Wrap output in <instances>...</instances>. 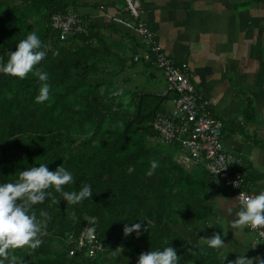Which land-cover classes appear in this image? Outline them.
I'll return each instance as SVG.
<instances>
[{"label": "trees", "instance_id": "obj_1", "mask_svg": "<svg viewBox=\"0 0 264 264\" xmlns=\"http://www.w3.org/2000/svg\"><path fill=\"white\" fill-rule=\"evenodd\" d=\"M78 2L0 0V63L6 64L18 43L35 32L46 52L37 68L49 74L51 86L49 100L37 103L41 82L34 72L25 79L0 72V184L44 163L50 171L63 165L72 173L73 183L64 191L90 185L93 192L92 198L69 205L50 189L59 202L49 198L33 209L38 218L42 210L51 217L43 243L35 251L11 254L23 264H137L141 253L172 246L181 258L193 252V262L206 264L202 249L184 242L173 226L185 229L201 220L208 209L201 194L212 184L210 177L203 164L194 163L189 170L177 164L181 149L164 143L154 131L152 122L167 110L168 96L137 91L125 101L118 86L120 74L139 62L160 69L133 60L140 42L131 34L123 36L128 46L121 38L107 42L101 29L88 23L85 33L60 41L50 17L78 14ZM115 28L112 24L119 35ZM127 50L131 55H125ZM153 160L158 167L149 176ZM249 181L244 176L248 191ZM133 223L142 224V234L126 237L124 226ZM86 226L104 245L94 258L75 243ZM69 237L74 242H67Z\"/></svg>", "mask_w": 264, "mask_h": 264}, {"label": "crops", "instance_id": "obj_2", "mask_svg": "<svg viewBox=\"0 0 264 264\" xmlns=\"http://www.w3.org/2000/svg\"><path fill=\"white\" fill-rule=\"evenodd\" d=\"M78 1V15L101 29L107 42L132 33L117 26V35L107 17L131 22L125 0ZM138 1L140 19L154 35L156 45L175 62L188 65L189 81L198 95L210 102L212 116L223 125L224 149L240 158L242 165L237 171L249 177V192L258 195L264 191V0ZM133 36L140 42L139 54H143L145 45ZM123 40L128 46L127 39ZM127 70L132 71V77L136 75L134 68ZM170 108L168 101L166 109ZM175 162L187 170L195 165L184 159ZM209 177L212 184L201 194L208 208L203 213H208H202L193 227L184 229L177 224L173 229L188 245L202 249L206 264H230L240 254L264 259V246L251 239L252 230L231 227L240 208L234 192L225 185L219 189ZM214 233L221 234L226 243L223 248L212 249L201 242L202 237ZM191 255L193 252H184L180 261L197 264ZM254 264H258L255 259Z\"/></svg>", "mask_w": 264, "mask_h": 264}, {"label": "clouds", "instance_id": "obj_3", "mask_svg": "<svg viewBox=\"0 0 264 264\" xmlns=\"http://www.w3.org/2000/svg\"><path fill=\"white\" fill-rule=\"evenodd\" d=\"M44 47L37 33L32 32L18 43L16 51L10 53L6 64L0 63V72L19 79H25L29 73L34 72L41 82L39 94L35 98L37 103H44L50 98L49 74L37 68V65L46 57V52L42 50ZM119 127L123 130V122L119 123ZM157 167L158 162L151 161L147 175H153ZM132 171L134 169L130 167L129 173ZM71 183H73V175L63 165L50 171L48 164L42 163L39 167L34 166L21 171L16 181L0 184V264H6V262L7 264H23L22 259L11 254V251L18 249L35 251L41 246L43 243L41 237L47 235V222L51 217L42 210L38 218L33 209L35 205L43 204L49 198L53 204L59 202L50 189H54L55 193H60L69 205L92 198L93 192L90 185H84L79 192L64 191V186ZM238 202L240 208L235 214L237 218L232 222L231 227L260 230V234L264 235V191L258 195L240 193ZM227 211L231 214L232 207L229 206ZM72 218L75 219L74 213ZM142 227L141 223H133L132 226L125 224L124 235L127 237L135 232L139 237L142 234ZM201 242L217 250L226 244L219 233H214L211 237H202ZM254 259L258 264H264V259L260 257ZM254 259L240 254L230 264H254ZM179 260L177 250L169 246L163 250L141 253L137 264H179Z\"/></svg>", "mask_w": 264, "mask_h": 264}, {"label": "built area", "instance_id": "obj_4", "mask_svg": "<svg viewBox=\"0 0 264 264\" xmlns=\"http://www.w3.org/2000/svg\"><path fill=\"white\" fill-rule=\"evenodd\" d=\"M125 3L126 11L132 18L131 22L119 17H107L114 24L125 28L141 39L146 51L134 56L133 60L151 63L163 72L166 86L162 96H168V101L171 103L170 109L158 113L154 118L152 122L154 131L164 143H175L181 149L182 159L203 163L211 177L219 178L227 188L234 192L237 201L240 193L254 195L244 185L242 172L233 170L234 167H241V160L224 149L223 125L212 116L210 102L201 98L189 81L188 65L175 62L156 45L154 35L140 19L141 8L138 0H125ZM50 20L51 28L57 32L60 41H66L76 34L85 33L86 26H88V22L71 11L54 14ZM92 229L89 226L84 227L80 236L75 240L77 248H86L90 258L96 257L104 250V245L97 234L94 231L90 232ZM254 232L264 241V235L260 234V230ZM67 242L72 243L74 240L69 237ZM72 254L73 251L70 250L69 255Z\"/></svg>", "mask_w": 264, "mask_h": 264}, {"label": "rangeland", "instance_id": "obj_5", "mask_svg": "<svg viewBox=\"0 0 264 264\" xmlns=\"http://www.w3.org/2000/svg\"><path fill=\"white\" fill-rule=\"evenodd\" d=\"M116 28L121 27L117 24H114ZM118 26V27H117ZM119 30H122L119 28ZM111 31L110 29L106 31V34H109L108 32ZM102 32V30H101ZM133 34V33H131ZM134 35V34H133ZM105 37V34H104ZM126 56L131 55V52L129 50L125 53ZM134 71L136 72V75L132 77V71L126 70L123 73L120 74L119 77V89L121 90V93L124 96V100L127 101L129 95H131L133 92H139V91H145V92H151V93H159L161 94L166 86L165 77L163 75V72L161 70H155L153 68H146L143 63L139 62L134 67ZM152 74L153 77L150 78L149 75ZM182 156L178 155L175 157L177 160H182ZM188 165L192 166L191 163H188ZM186 168H191L187 167ZM264 172V170L262 171ZM212 181L215 182L217 187L219 189H224L225 186L222 183V181L217 177H211ZM249 230V229H248ZM251 239H257V242L259 243V247L264 246V241L260 239L259 235L251 231L250 232ZM263 242V243H262Z\"/></svg>", "mask_w": 264, "mask_h": 264}, {"label": "water", "instance_id": "obj_6", "mask_svg": "<svg viewBox=\"0 0 264 264\" xmlns=\"http://www.w3.org/2000/svg\"><path fill=\"white\" fill-rule=\"evenodd\" d=\"M94 27H96V25H94Z\"/></svg>", "mask_w": 264, "mask_h": 264}]
</instances>
